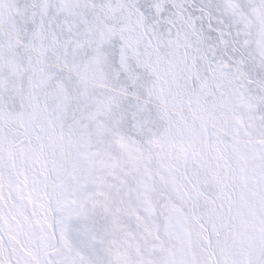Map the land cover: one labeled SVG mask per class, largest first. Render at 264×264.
Instances as JSON below:
<instances>
[{"label":"snow or ice","instance_id":"snow-or-ice-1","mask_svg":"<svg viewBox=\"0 0 264 264\" xmlns=\"http://www.w3.org/2000/svg\"><path fill=\"white\" fill-rule=\"evenodd\" d=\"M0 264H264V0H0Z\"/></svg>","mask_w":264,"mask_h":264}]
</instances>
